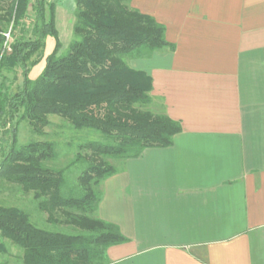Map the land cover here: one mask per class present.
I'll return each mask as SVG.
<instances>
[{
  "label": "crops",
  "instance_id": "crops-1",
  "mask_svg": "<svg viewBox=\"0 0 264 264\" xmlns=\"http://www.w3.org/2000/svg\"><path fill=\"white\" fill-rule=\"evenodd\" d=\"M67 1H50L59 38ZM131 3L175 45L130 66L152 79V113L181 132L102 183L97 217L128 239L108 264H264V0Z\"/></svg>",
  "mask_w": 264,
  "mask_h": 264
},
{
  "label": "trees",
  "instance_id": "trees-1",
  "mask_svg": "<svg viewBox=\"0 0 264 264\" xmlns=\"http://www.w3.org/2000/svg\"><path fill=\"white\" fill-rule=\"evenodd\" d=\"M130 1L76 0L75 39L68 53L60 55L54 3L0 0V76L20 68L23 78L17 92H5L4 83L0 88V123L11 136L2 143L0 185L33 194L49 224L80 231L43 230L23 209L0 205V236L23 249L22 264H108L107 250L128 239L116 225L97 217L102 183L120 172L106 159H135L148 148L170 147L181 132L178 122L137 107L151 103L152 79L133 69L130 60L148 59L164 48L175 51V45L166 40L164 25L132 10L127 5ZM30 9L35 20L27 38L25 21ZM11 24L13 41L9 43L5 34ZM48 37L55 41V48L45 58L42 73L32 79L31 71L43 60ZM19 115V121H26L31 133L40 137L46 136L49 116L62 118L75 130L98 134L99 140L80 145L74 160L88 162L78 178V195L64 197L65 170L45 165L57 158L53 142L18 144L19 121L16 126L12 123ZM82 150L90 151L89 156L82 155ZM0 251H5L4 246Z\"/></svg>",
  "mask_w": 264,
  "mask_h": 264
},
{
  "label": "rangeland",
  "instance_id": "rangeland-1",
  "mask_svg": "<svg viewBox=\"0 0 264 264\" xmlns=\"http://www.w3.org/2000/svg\"><path fill=\"white\" fill-rule=\"evenodd\" d=\"M52 0H46L47 4H50ZM59 1V0H58ZM130 1L127 3L128 7H131L132 4ZM70 2L68 0L65 2L67 5ZM133 10V9H132ZM62 14L60 16L61 21V32L62 35L60 36L62 40V47L60 50V55H65L68 53L70 44L75 39L73 33V27L75 24V11L72 13L70 10H63L61 11ZM2 13V12H1ZM48 13V8H47ZM56 13H57V6H56ZM57 15V14H56ZM35 15L33 10H29L28 17L25 23V36L28 38L31 35L32 26L34 23ZM67 20H72L67 24ZM12 24L8 27V31L10 32V39L7 42L11 43L13 41L11 35ZM20 30V29H19ZM19 34V32H18ZM51 39V38H50ZM8 47V46H7ZM49 49V46L48 48ZM43 56V60L45 58L44 50L41 53ZM42 60V61H43ZM130 63V62H129ZM22 71L20 68H17L15 71L11 73H5V78H3L5 92L9 90L10 93L17 92L20 89V86L23 82V78L21 75ZM38 76V72L35 74H30L31 78H35ZM2 77V76H1ZM139 109L143 111L150 110L149 105L146 107L137 106ZM154 114V113H153ZM20 119V115L16 118V120L12 123L13 126H16L17 122ZM49 120L51 122L50 126L47 127L46 136L40 137L36 134L31 133V129L26 121H19L18 126V144L19 145H26L31 142H53L56 146L57 158L54 161L46 162L45 165L51 167L55 170H65L64 175V185L62 187V195L64 197L69 196H76L80 193V186H79V176L88 166V162L84 159L80 162L74 163V160L77 158L78 154L80 153V145L84 144L85 142L89 141H97L99 140V136L96 133H93L89 130H82L78 131L69 126L67 121L63 120L58 116H49ZM8 130V127H2L0 123V161H1V154H2V143L4 140L11 138L8 136L5 131ZM5 147V146H4ZM82 155L89 156L90 151L82 150ZM125 160H113V159H106V162L111 164L112 166L117 167L119 170L124 169V162ZM0 205L3 206H15L23 209L31 218L32 223L39 227L40 229L47 230V231H54V232H62L66 234H77L79 233V229L66 226V225H54L49 224L47 222V215L45 213H41L38 210L37 201L34 199L33 194H24L21 192L18 187L11 186V185H0ZM4 246L5 251H0V264H22V257H23V249L13 245L10 241L3 239L0 236V247Z\"/></svg>",
  "mask_w": 264,
  "mask_h": 264
},
{
  "label": "built area",
  "instance_id": "built-area-1",
  "mask_svg": "<svg viewBox=\"0 0 264 264\" xmlns=\"http://www.w3.org/2000/svg\"><path fill=\"white\" fill-rule=\"evenodd\" d=\"M5 37L8 38V40H9V39H10V32H9V33H6V34H5ZM8 40H7V41H8Z\"/></svg>",
  "mask_w": 264,
  "mask_h": 264
}]
</instances>
